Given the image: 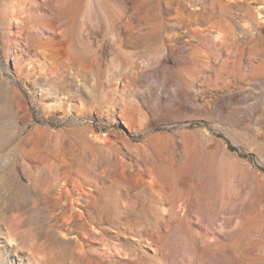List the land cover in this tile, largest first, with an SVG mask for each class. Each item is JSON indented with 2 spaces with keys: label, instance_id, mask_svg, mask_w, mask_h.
I'll return each instance as SVG.
<instances>
[{
  "label": "rangeland",
  "instance_id": "1",
  "mask_svg": "<svg viewBox=\"0 0 264 264\" xmlns=\"http://www.w3.org/2000/svg\"><path fill=\"white\" fill-rule=\"evenodd\" d=\"M0 264H264V0H0Z\"/></svg>",
  "mask_w": 264,
  "mask_h": 264
}]
</instances>
